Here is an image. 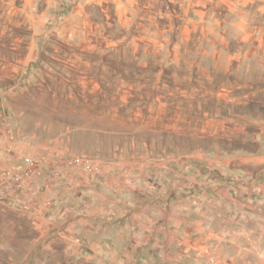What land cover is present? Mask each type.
Instances as JSON below:
<instances>
[{"label":"rangeland","instance_id":"1","mask_svg":"<svg viewBox=\"0 0 264 264\" xmlns=\"http://www.w3.org/2000/svg\"><path fill=\"white\" fill-rule=\"evenodd\" d=\"M0 133L2 170L37 164L0 200V264H176L83 251L103 178L122 206L178 174L202 204L230 186L264 226V0H0Z\"/></svg>","mask_w":264,"mask_h":264},{"label":"crops","instance_id":"2","mask_svg":"<svg viewBox=\"0 0 264 264\" xmlns=\"http://www.w3.org/2000/svg\"><path fill=\"white\" fill-rule=\"evenodd\" d=\"M179 175L158 184L157 201L147 199L143 204L146 198H140L139 204L130 206L118 203L128 182L123 185L119 179L103 178L98 183L105 184L91 185L89 194L83 193L84 199L94 201V205L85 204L86 215L68 229L81 226L91 242L83 246V251H100V257L109 259L146 258L150 254L157 258L173 255L176 264H183L186 258L198 264H264V254L259 251L264 231L260 210L235 201L230 186H206L207 195L203 196L209 201L204 204L197 196L185 197L182 190L195 187V177L181 179ZM246 186L245 196H253L252 188ZM105 200L108 203H103Z\"/></svg>","mask_w":264,"mask_h":264},{"label":"built area","instance_id":"3","mask_svg":"<svg viewBox=\"0 0 264 264\" xmlns=\"http://www.w3.org/2000/svg\"><path fill=\"white\" fill-rule=\"evenodd\" d=\"M0 136H4V134L0 133ZM0 145H1V143H0ZM85 162L86 161H84V160H81V161L77 160V161L72 162V163L71 162L67 163V166H70L69 165L70 163H71V165L76 164V166L81 164L85 170H89L91 172L93 170V168L91 169V166L86 164ZM35 164L36 163L33 160H29L28 166L24 171L23 170L20 172L17 171L13 174H12L11 169H9V170L3 169L2 170L0 167V200L5 199L4 198V190L12 191L13 194L14 193L19 194L20 196L24 195L25 194L24 192H28V193H26L27 195H24V196L30 197L34 194V189L26 182L27 179L24 177L28 176V174L31 175L32 168L35 166ZM62 172H63V170L58 169L56 171L55 175L60 176ZM23 173H24V175H23Z\"/></svg>","mask_w":264,"mask_h":264}]
</instances>
